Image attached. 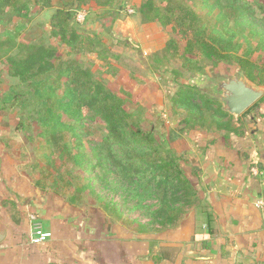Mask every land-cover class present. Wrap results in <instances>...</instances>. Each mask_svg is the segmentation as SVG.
<instances>
[{
	"label": "trees",
	"instance_id": "16d2710c",
	"mask_svg": "<svg viewBox=\"0 0 264 264\" xmlns=\"http://www.w3.org/2000/svg\"><path fill=\"white\" fill-rule=\"evenodd\" d=\"M53 1L0 0V27H8L14 19H28L32 4L44 9L50 8ZM56 1L60 6L50 19L49 36L59 38V44L69 49L70 56L74 52L78 55L97 54L109 68H113L106 55L107 48L102 52L97 49L103 41L100 35H109L111 27L102 24L100 33L86 30L76 21V14L95 2L99 7L110 9L97 15L94 22L101 23L114 14L118 17L120 8L111 9L115 0ZM203 2L210 12L215 8L219 10L217 18L224 19L222 30L207 28L202 17L180 0H146L137 13L144 24L173 25L185 46L182 53L174 40H170L166 47L172 58L181 59L185 73H203L205 61L234 63L242 77L256 86H264V61L258 64L250 58L256 52H264V1L215 0L211 6L208 0ZM229 18L236 26L249 28L258 44L251 46L246 38L244 42L249 46L239 54L243 44L237 43L228 26ZM89 19L87 14L86 21ZM23 28L19 25L14 32L5 30L0 33V59L6 58L8 75L15 81L0 98V112H17L18 131L30 129L35 124L38 137L50 152L47 158L58 154L61 166L71 163L73 170L79 169L78 173L69 172L73 181L66 182V187L74 186L76 180L79 186L73 192L76 198L66 201L76 207L82 192H94L92 181H95L101 191L107 193L113 207L118 205L115 198L122 200L124 209L120 211L116 207V213L144 210L141 217L133 221L140 234L175 228L186 210L198 203V191L185 172L187 160L172 146L175 141L173 132L165 138L164 134L157 135L156 128H145L143 122L146 118L139 104H135V110L130 108L134 105L131 89L123 86L114 92L98 72L81 60L64 59L51 44H19L17 37ZM174 73L179 77L177 70ZM260 101H264V97ZM258 104L242 116L256 110ZM173 108L176 112L187 113L183 120L187 130H232L230 120L233 116L194 86L180 85L173 96ZM89 123L97 124L102 135L100 140H89L88 152H85L82 133ZM234 132L233 129L231 133ZM55 160L52 161L57 170L55 173L61 176L63 172L54 165ZM87 171L93 176L91 179L84 178ZM196 174L193 170L192 175ZM55 191L63 199L67 197L60 189ZM146 201L152 203L144 204ZM12 211V220L20 224L18 213L14 208Z\"/></svg>",
	"mask_w": 264,
	"mask_h": 264
},
{
	"label": "crops",
	"instance_id": "0c3cea01",
	"mask_svg": "<svg viewBox=\"0 0 264 264\" xmlns=\"http://www.w3.org/2000/svg\"><path fill=\"white\" fill-rule=\"evenodd\" d=\"M233 118L234 133L189 130L193 137L185 133L172 144L187 160L185 172L198 191V203L175 228L162 232H121L114 224L109 236L107 229L92 234L90 219L84 212L79 217L63 198L33 189L20 203L27 190L6 191L11 185L1 176L0 233L6 237L0 264H264V209L257 206L264 200V107ZM7 202L20 224L12 220ZM29 213L37 214L52 234L43 245L30 243Z\"/></svg>",
	"mask_w": 264,
	"mask_h": 264
},
{
	"label": "rangeland",
	"instance_id": "374dc122",
	"mask_svg": "<svg viewBox=\"0 0 264 264\" xmlns=\"http://www.w3.org/2000/svg\"><path fill=\"white\" fill-rule=\"evenodd\" d=\"M145 1L115 0L111 9L118 10L120 8L117 13L118 17H116V14L110 15L101 23H96L93 19L97 15H101L104 10H109V7L102 8L95 2H91L82 9L87 12L88 18H90L84 24H81L83 28L100 33L103 31L102 24L111 27L109 35L103 34L104 39L101 44L97 45V49L102 52L107 48L108 53L106 55L114 66L113 68H109L106 61L101 60L96 55H78L74 52L70 56L69 49L59 44V38L49 36V30L46 31V29L49 28L52 11H56V8L60 6L56 0L53 1L50 8L41 9L32 4L28 19H14L8 27H0V33L5 30L14 32L16 27L23 25L24 28L17 37L19 44L30 42L51 44L58 49L64 59H79L85 65L90 66L94 72H98V76L114 92H118L123 86H126L128 90L131 87L134 93V105H131L130 108L135 110L137 108L135 104H139L140 111L142 110L141 112L146 118L143 122L145 128L152 126L156 128L158 136L164 134L165 138H169L170 133L173 132L172 136L175 141L180 137H184L185 133L193 137L194 133L187 131L186 123L183 122L187 118V113L176 112L173 108V96L179 91L180 85L194 86L201 94L214 100L218 106L224 107V103L220 100L222 94L217 92L218 84L221 81H227L229 78H241L242 76L238 73L234 63H212L209 61L203 62V73H185L181 67V59L172 58L166 47L170 40H174L181 48L182 53L185 41L178 32L174 31L173 25L165 27L157 23H142L137 10ZM214 1L208 0V4L211 6ZM255 1L264 0H253V2ZM180 2L196 11L202 17L207 28L223 29L224 19L217 18L219 13L217 8L210 12L207 7H204L203 0H180ZM130 10L135 11V13L130 14ZM115 18L117 19L114 21ZM228 26L234 32L237 43L243 44L239 54H243L247 46L255 47L258 44L257 38L250 34L249 28L236 26L232 18H229ZM246 38L249 45L244 42ZM250 58L253 62L262 64L264 52H256ZM160 60L164 61V64L159 63ZM161 65L165 66L162 67ZM176 70L179 72V77L174 73ZM176 77L178 78L176 79ZM242 78L256 89H264V86H256L246 78ZM137 80L143 85L136 86L137 83L134 84V81ZM14 84L15 81L8 75L6 58L0 59V98ZM258 103L259 107H264V101ZM233 120L234 118L230 120L231 125L234 123ZM18 123L17 112L11 110L0 112V177L2 176L5 184L11 185L5 187L6 191L13 192L14 190L26 189L27 194L20 197L22 198L20 203L29 199L30 192L33 189L53 193L54 198H63L55 191L60 189V192L65 194L66 198H69H65V201L74 200L76 198V195H73L74 189L79 186L77 180L73 182L74 186H70V188L66 187V182L72 180L69 172L78 173L79 169L73 170L71 163L67 166H61V163L58 162V154L51 156V160L47 158L50 152L37 135L38 127L33 124L30 129L26 128L23 131H18L16 129ZM86 127L82 133V142L84 151L88 152V141L100 140L102 132L97 124L89 123ZM197 129L204 131V129ZM87 133H91V135H87ZM55 158L54 165L59 167V171L63 172L61 176L55 173L57 170L52 164ZM65 171L66 173H64ZM92 177L89 171L84 173V178L91 179ZM92 184L94 185V192L90 190L82 192L80 195L81 200L77 201L75 207L79 217L84 212L85 217L90 219L93 228L92 234L95 231L107 229V236H109L113 231L112 226L114 224H117L114 228L116 230L120 229L121 232L130 229L138 230L136 223L133 221L139 219L141 212L144 210H124L120 215L115 212V208L118 207L120 211L124 209L122 200L115 198L114 201H117L118 205L113 207L109 204L110 200L107 193L101 191L98 183L92 181ZM136 202L137 199L132 201L131 205L133 206ZM150 203L152 202L146 201L144 204ZM7 204H10L9 208L13 210L11 202H7ZM94 229L96 230L94 231ZM96 236L97 234L94 235V237Z\"/></svg>",
	"mask_w": 264,
	"mask_h": 264
},
{
	"label": "water",
	"instance_id": "95a60500",
	"mask_svg": "<svg viewBox=\"0 0 264 264\" xmlns=\"http://www.w3.org/2000/svg\"><path fill=\"white\" fill-rule=\"evenodd\" d=\"M221 93L220 100L224 103L223 110L232 116L239 117L264 97V89H256L242 77H232L221 81L217 86ZM6 233H0V243Z\"/></svg>",
	"mask_w": 264,
	"mask_h": 264
},
{
	"label": "built area",
	"instance_id": "2783aa9c",
	"mask_svg": "<svg viewBox=\"0 0 264 264\" xmlns=\"http://www.w3.org/2000/svg\"><path fill=\"white\" fill-rule=\"evenodd\" d=\"M129 13L134 14V11L130 10ZM86 18H87V12L85 10H80L77 12L76 21L79 24H84L86 21ZM257 206L259 208L264 209V200H259L257 202ZM28 219L31 223V234L29 237L30 243L33 245H43L46 242H48L51 239L52 234L43 229V226L41 222L39 221L37 214L35 213L29 214Z\"/></svg>",
	"mask_w": 264,
	"mask_h": 264
}]
</instances>
